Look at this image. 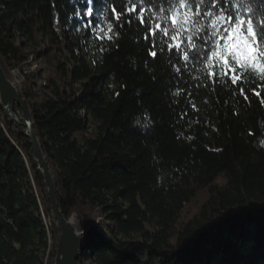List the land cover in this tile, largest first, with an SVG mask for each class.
Segmentation results:
<instances>
[{
	"label": "trees",
	"instance_id": "obj_1",
	"mask_svg": "<svg viewBox=\"0 0 264 264\" xmlns=\"http://www.w3.org/2000/svg\"><path fill=\"white\" fill-rule=\"evenodd\" d=\"M81 7L0 0V58L25 80L61 210L86 232L79 264H264V81L251 85L259 96L245 89L248 100L201 91L194 110L173 96L185 85L164 57L153 62L136 22L114 28L101 52L77 22ZM52 52L60 57L37 90L30 57ZM50 218L28 141L0 107V264H47L58 235Z\"/></svg>",
	"mask_w": 264,
	"mask_h": 264
},
{
	"label": "snow or ice",
	"instance_id": "obj_2",
	"mask_svg": "<svg viewBox=\"0 0 264 264\" xmlns=\"http://www.w3.org/2000/svg\"><path fill=\"white\" fill-rule=\"evenodd\" d=\"M78 23L101 42L113 41L114 31L136 22L143 29L148 55L164 57L177 80L173 96L192 100L217 87L248 100L245 89L264 81V0H75ZM120 8V11H117ZM138 10V11H137ZM101 16L104 20H101ZM147 21V23H145ZM106 24L107 30H104ZM103 32V35L100 33ZM95 62V61H94ZM191 81H196L194 85ZM193 87L195 91H188ZM261 85L257 84V88ZM179 102V101H178ZM210 101L204 99V103ZM264 104V99L261 100ZM187 113L181 115V119ZM179 138V137H178Z\"/></svg>",
	"mask_w": 264,
	"mask_h": 264
},
{
	"label": "water",
	"instance_id": "obj_3",
	"mask_svg": "<svg viewBox=\"0 0 264 264\" xmlns=\"http://www.w3.org/2000/svg\"><path fill=\"white\" fill-rule=\"evenodd\" d=\"M0 107L9 123L28 141L33 166L42 177L50 216L57 230L53 264H78L84 252L85 231L74 217L61 210L57 180L38 136L34 120L20 87L0 58Z\"/></svg>",
	"mask_w": 264,
	"mask_h": 264
},
{
	"label": "rangeland",
	"instance_id": "obj_4",
	"mask_svg": "<svg viewBox=\"0 0 264 264\" xmlns=\"http://www.w3.org/2000/svg\"><path fill=\"white\" fill-rule=\"evenodd\" d=\"M58 57H60V55L56 54L55 52L51 53L49 61H44L43 59H37V58H34V57H30V63H29V67L27 68V70H28L27 73L32 78V80L37 84V87H36L37 90H40V87L45 84L44 80H45L46 77L49 76L51 70L54 68L55 63L58 60ZM10 77L13 80H15V82L17 83V85L19 87L21 85L25 84L24 78L22 77V75H20V73L18 71H15L14 73L10 74ZM259 144H260L261 147L264 146V133L260 137ZM200 204H201V201L197 200L192 205L188 206L183 211L182 219L186 222L187 220L191 219L194 215H196ZM71 216L74 217L73 219H74L75 223L79 224L78 214L73 213ZM45 222L48 225V227L49 226H53L55 228V230H56V227H55V225H54V223L52 221V218L46 219ZM98 222L100 224H102L103 226L105 224V221L103 220L102 217H100L98 219ZM149 231L152 232V230H150V229H149ZM122 240H127V239H122ZM129 240L132 241V243L141 242L142 241V239L139 236H137V235H134ZM56 243H57V238L55 240H51V242H50V244L52 246H54V253H55V249H56ZM54 253H53V257L52 258L50 256L48 257L47 264H53ZM80 262H81V260H80ZM147 262H148V258H147V255H145L144 256V263L147 264ZM78 264H79V262H78Z\"/></svg>",
	"mask_w": 264,
	"mask_h": 264
}]
</instances>
